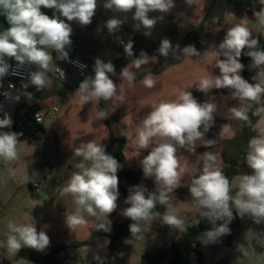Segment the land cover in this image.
Wrapping results in <instances>:
<instances>
[{"label":"clouds","instance_id":"1","mask_svg":"<svg viewBox=\"0 0 264 264\" xmlns=\"http://www.w3.org/2000/svg\"><path fill=\"white\" fill-rule=\"evenodd\" d=\"M197 0H185L189 6ZM261 5L259 11H254L256 22L264 27V0H256ZM103 8L116 14L132 12L133 28L139 31L145 29L144 35L150 36L158 20L163 15L150 17L149 13L168 14L175 7L174 0H104ZM42 8L54 10L53 15L42 12ZM98 8V0H0V15L5 17L9 27L0 31V87L7 76H21V69L35 66L28 72L27 83H21L24 95L32 98L27 92L29 86L36 91L44 90L52 81L50 64L54 62L53 52L57 60L69 61V52L73 29L70 22L81 26L92 23V18ZM134 10V11H133ZM58 14V15H57ZM127 16L113 15L105 22L109 34L119 31L126 23ZM192 23L197 24L195 20ZM128 57H134L133 41L123 44ZM177 49L167 38L162 39L157 49L159 56L167 58L170 54L177 59ZM247 49V51H244ZM184 57H197V63L209 64L214 61L219 69V75H209L196 82L198 91L210 92L212 89H228L231 99L238 101V106L228 109L230 115L238 121L247 123L253 128L255 135L247 144L244 163L251 170L250 174L235 177V185L224 174V163L220 153L212 151L217 139H206V134L215 126L217 104L206 100L197 101L189 91H181L169 101H161L141 120L136 132V144L140 149H148V154L140 160V167L145 179H152L154 191H149L143 184L129 189L125 203L130 206L123 210L122 215L129 218L131 238L125 243L144 239V228L154 220H160L163 225L178 232H186L185 221L177 215L175 190L182 186L181 180L186 174L188 165H181L180 149L196 156L192 163V172L187 187L194 206L199 210L201 219L211 224V229L200 234V242L204 245L214 244L223 236L229 235V225L239 216L249 217L255 224L264 223V49H261L258 38H253L252 31L244 23H236L228 28L222 42L211 45L201 54L193 45L182 50ZM251 58L255 75L251 77L254 83L243 78L241 72L245 65L240 62L241 56ZM14 59L15 68L8 62ZM157 56H149L141 51L138 57L120 70V80L134 84L137 72L141 66L154 63ZM75 63V62H73ZM57 74L63 78L64 73L55 65ZM94 75L86 77L75 93L79 96L81 106L91 102L98 104L101 100L122 102L120 93L123 83L117 86L109 74L117 75L111 61L105 62L96 58ZM142 84L153 88L156 79L149 70H145ZM14 85L9 84V88ZM15 100L20 96L16 95ZM114 107V108H115ZM112 109V111L114 110ZM111 111L99 109L95 120L107 119ZM251 117H255L253 123ZM11 118L5 114L0 119V129L11 128ZM227 131V125L221 126L219 136ZM19 135L13 131H0V164L11 167L20 160L18 145L22 143ZM78 138L75 136L73 139ZM200 146L208 149L197 154ZM74 157H79L74 165L79 171L72 173L67 185L62 187L61 195H69L75 205L71 214L65 217L66 225L73 230L88 223L87 217L96 220V229L111 231L109 215L117 208L119 198L118 170L122 165L117 159L106 152V145L89 141L81 143L74 150ZM23 181L29 177L22 174ZM163 207V213L157 211V206ZM234 212L236 216H234ZM219 222V223H217ZM5 239L0 240V247L5 248L9 256L15 257L22 247H29L42 252L50 245V238L45 231H37L34 223H18L9 221L6 225ZM251 231V230H249ZM261 234L256 239L260 242ZM238 251L249 255L248 248L238 245ZM100 264L103 260L94 257ZM17 264H28L21 259Z\"/></svg>","mask_w":264,"mask_h":264},{"label":"crops","instance_id":"2","mask_svg":"<svg viewBox=\"0 0 264 264\" xmlns=\"http://www.w3.org/2000/svg\"><path fill=\"white\" fill-rule=\"evenodd\" d=\"M103 2L104 0H98V8L95 12L94 17L92 18L94 20H92V23L90 25L81 26L75 21L70 22L73 29L72 35L70 37L72 44L67 50L69 52V58L77 55L90 62H95L96 58H100L105 62L111 61L114 65H120L117 69H115L117 75L113 76L109 74V76L114 81V83L117 84V86L123 83V87L121 88L120 93L118 91V94H120L122 98L126 99L128 96H140L142 93L147 94L148 92H155L158 89H161L162 86L164 88L163 90H165L164 94L165 92H167L166 80L172 78V73L169 72L170 70L161 72L157 71L159 65L158 57L156 62L154 63L143 65L141 66V69H133V71L137 72V77L134 84L131 86L127 81L123 82L122 80H120V70L127 65L131 66L132 59L138 57L141 51H152L153 53H150L148 55H155L154 52L159 48L160 42L163 39L164 35L169 31H174V28L176 27L181 28L182 31L186 32V34L198 33L204 36L206 31H211L213 28L219 26V23L216 22L217 20L213 16L214 13L221 8L222 0H197L196 4H193L191 6L187 5L185 3V0H174L175 7L171 10L170 13L161 14L156 12L157 14H159L158 16L163 15L164 18L162 20H158L154 28L151 30L150 36L144 35L145 29L143 28H141L139 31L134 30L132 12L120 15L117 14L120 17L127 16V21L124 26H122V29L126 41H133L134 57H128L124 52V48H118L109 44V38L111 34L108 33L106 27L103 28V25H105L107 19L111 18L113 14H111L109 10L103 8ZM228 2L236 3L235 0H227V3ZM245 8L246 10H253V8H249L248 6H246ZM193 20H195L197 24L192 23ZM221 26L225 27V25L220 24V27ZM7 27H9V25L6 22L5 17L0 15V31L6 29ZM230 27L231 26L228 24L225 28L228 30V28ZM104 38L108 41L109 46L115 49V53L113 56H105V51H101L98 49L100 43ZM94 47H96L97 49L95 50ZM199 52L203 54L205 50H200ZM52 55L54 57V62L50 64V77L52 82L42 91H36L34 86H29L26 90L27 92L32 93L31 100L40 104L41 110L38 113L43 115V121L40 124L45 127L43 137L49 130H51V128H53V130L57 132L61 116L64 114L67 107L76 96L75 93L79 87V84L86 77L94 75V73H91L87 75L83 80H79L78 76L72 70H69V80L67 82H61L55 77L53 68L55 67V65L66 63V61L57 60L55 58V52H53ZM197 59L198 58L195 56L185 57V62H183V65L184 63H187V75L184 79V85L177 87V90L179 91L177 96L183 90L191 92L193 97H196L198 102L201 101L203 96H206V99H208V101L215 102L217 104V108L219 106V103H217L216 101L217 98H227V102L233 100L231 99V94L228 92L224 93V96L219 97L218 95L222 93L218 94L217 92L216 94L215 90L218 89H212L207 93H203L197 90L196 82L200 78L209 75V73L212 75H219V69L215 67L214 61L209 64H199L196 62ZM10 61L11 60H9V63ZM250 65L251 59L247 64L248 72L255 73L256 70L250 68ZM190 69H193V72L196 73L195 76H193L192 74L189 75ZM34 70H36L35 66H32V71ZM145 70L151 71L157 81L156 85L151 89L146 88L141 82L143 76L147 74ZM7 78L8 76L3 78V86L4 81ZM21 83L22 82H16L17 95L19 91H25L21 88ZM23 83H27V81ZM2 87H0V89ZM169 94L171 100V90ZM194 94H196V96H194ZM107 102V110L111 111L110 115L108 116L110 127L105 124L104 120L103 122L107 126V128L111 129V119L112 117L113 119H115V116L116 119L117 117L121 116V108L123 107V104L122 102H117V106L115 107V104L112 101ZM78 104H80L79 99ZM86 104H84L83 106H86ZM26 107L27 106L25 104H21V101L18 100L15 113L18 111L24 112ZM113 108L114 110L112 111ZM99 109L100 102L98 105V110ZM49 118H53L52 124H48L46 126V120ZM11 120H13V117H11ZM227 127H229V124L227 125ZM0 131L13 130L11 128H3L0 129ZM251 131L254 132L252 127ZM237 134L238 132L233 137L227 139H224L218 134V136L216 137L220 139V143H217L213 150H217L216 152H219V149L221 148L220 146H223L222 144H225L226 141L228 142L233 140ZM20 136L21 135H19V140L22 142L18 145L21 153L20 160L16 165L11 167H5L3 164H0V240L5 239V233L7 232V223L9 221H15L18 223H34L38 232L45 231L49 236L50 245L42 252L36 251L29 247H22L15 257L9 256L6 249L0 247V264L5 261L8 262V264H17V261L21 259L27 261L28 264L36 262L37 260V264H45L44 259H47V257L41 259L40 255H42L43 252H49L57 249L58 247H62V249L54 256L58 264H100V262L94 258L96 256H99L103 260L104 264L105 260L108 257L109 246L112 238L100 236L96 238L94 244L84 245L81 247H75L72 246V244L85 242L89 238L83 240H74L72 238L64 239V233L60 227L61 224L59 222V205L55 201L57 193L55 191L51 193L47 188H43L39 180L40 175L45 176V174L50 171V169L47 171L48 167H53L49 162L51 152L47 150V146L43 142V137L37 142L29 143L28 141L21 139ZM112 137H114L113 134H111L109 142ZM56 141L58 144L56 153L61 157L60 139L57 137ZM234 146L235 144L232 143L230 147L231 151H233V155L231 156L232 158L235 155ZM54 152L55 151H53L52 153ZM224 153H226L225 150L221 154L223 162L225 159ZM48 154L49 157L47 156ZM244 165L245 163L243 160L241 166L244 167ZM241 166L237 168L235 175L232 177L231 182L233 183V185H235V177H238L242 174H250L251 172L250 171L248 173H245V171H243L242 173H240L239 169L241 168ZM22 174L28 175L29 180L27 182L23 181ZM33 183L38 184V189L32 186ZM175 196L177 198V215L185 221L187 226L197 224L196 221L198 220L197 215L199 210L193 204L190 205L186 201H183V199L178 197V195ZM159 212L163 213V211ZM191 212L193 216L189 217L188 214ZM234 216H236L235 212ZM151 224L152 225H149V229H154L155 234L154 236H150L147 242L149 243V249H155L152 250L155 252L167 248L171 241H173L172 237L176 238V236L180 233L167 225H163L158 219L154 220ZM210 225L211 224L207 222L208 228L210 227L208 230H210L212 227ZM229 227L231 229V233L229 235L221 237L216 243L210 244V247L207 248L208 251L214 249L215 254L224 247L229 246L231 250L222 258V260H224L227 258V256L236 252H240L238 251V245L243 244L246 248H248L249 253H254L258 260L263 261V263L261 262L257 264H264V223L255 224L249 217H244L243 219H241L239 216H236ZM258 233L262 235L259 243L256 239ZM130 238L131 234H129L128 237H124L120 240L119 246L117 247L114 255L111 258L112 263L115 261V264H140L141 255L143 253H140L138 256L134 255V258L131 259L130 257L126 258V251H121L124 250L123 246L124 248H126L127 243H125V241ZM200 250L202 252V259H204L206 251L203 246L200 247ZM47 263L50 264L49 262ZM162 264L168 263L165 261ZM198 264L204 263L198 262Z\"/></svg>","mask_w":264,"mask_h":264},{"label":"rangeland","instance_id":"3","mask_svg":"<svg viewBox=\"0 0 264 264\" xmlns=\"http://www.w3.org/2000/svg\"><path fill=\"white\" fill-rule=\"evenodd\" d=\"M234 2H228L227 0H222L221 2V8L214 13V18L217 20L216 22L219 23V26L213 28L211 31H206L204 38L205 40L202 41L204 45L210 48L211 45H218L219 43L213 42L214 40H220L222 41L225 36L226 26L229 24L230 26H233L236 23H244L246 24L250 30L252 31L253 38H258L259 42L264 40V27H261L255 19L254 11H259L261 8V5H259L256 0H235ZM246 6L249 8H253L252 14L246 12ZM111 14L117 15L116 13H113L110 11ZM120 15V14H119ZM159 14L156 12L149 13L150 17H158ZM94 20V19H92ZM242 20V21H240ZM102 23V22H101ZM220 24L225 25V27H220ZM124 26V25H123ZM105 25H103V28ZM182 31L181 28H174V31H169L166 33L163 37V39L167 38L171 41L173 47L175 48L177 45H179V49H177V55L182 54L181 46V40L185 36L186 32ZM194 44V43H193ZM95 50L97 49L94 47ZM208 48V49H209ZM99 50L105 51L104 55H111L113 56L115 53V49L109 46L108 41L104 38L103 41L100 43V46L98 48ZM206 49L205 51H207ZM170 56H175L171 55ZM185 60V57H182V60H180L177 64L169 65L168 67L164 68L162 71L170 70L169 72L172 73V78L166 80V86H167V92L163 90V86L161 89H158L155 92H148L147 94L142 93L140 96H128L126 99L123 98L122 104L123 107L121 108V116L114 117L115 119H111L112 127L111 129L107 128V126L104 124L103 120H95L96 112L98 111V104L88 102L86 106H81L78 104L79 96L76 95L69 106L67 107L64 114L61 116L60 122L58 124L57 132L51 128L47 132V134L43 137V142L47 146V150L51 152L49 162L51 163V166L48 167L47 171L50 169L48 173L45 174V176H39V180L42 184L43 188H47L51 193L56 192V198L55 201L59 205V217H60V227L63 231V237L64 239L72 238L74 240H83L91 237V234L96 229V220L93 217H87L88 223L83 226H78L71 230L65 222V217L67 214H71L74 209L75 205L72 201V197L69 195H61V190L63 186L67 185L68 179H70L71 175L75 171H79L74 167L75 163L79 161V157H74V150L76 147H79L81 143H87L89 141H95L96 143H102L106 145V147L109 145V139L111 137V134L113 136H116L118 133L124 134V136L127 138V145L124 150V159L122 161H118L122 167L118 170V178H119V198L117 200V208L109 215L108 219L111 221V224L114 222L124 220L126 219L125 216L122 215L123 210L127 207H129V204L125 203V200L127 196L129 195V189L133 186L132 183L124 176V172L126 170H133L139 175V184H143L148 188L149 191H154V184L152 179H145L143 177V173L140 167V160L143 159L144 156L148 154V151H150V147L148 149H140L136 144V132L137 128L141 124V120L143 117L152 110L157 104L161 101H169L170 100V90L172 91V99H175L178 94L177 87L184 85V79L186 74V67L187 63L183 62ZM255 71V70H253ZM195 76L196 73L193 72V69H190L189 75ZM254 75L255 73L252 72ZM227 90V91H226ZM222 93L218 95L219 97L224 96V93H230L228 89H218L215 90V93L217 94ZM196 98V97H194ZM206 96H203L201 99V103L205 102ZM227 98H217L216 101L219 103L217 113L215 115V126L206 134V139H218L216 136L220 134L219 125L220 120L224 121H236L235 118H233L230 113L228 112V109L233 106H238V101L231 100L226 101ZM53 118H49L46 120V126L48 124H52ZM253 119H256L255 117ZM255 122V121H254ZM227 131L224 132L222 137L224 139L233 137L238 132V127L236 125H230L227 127ZM75 136L78 138L73 139ZM57 137L60 139V147H61V157L56 153L57 149ZM227 142V141H226ZM222 144L224 146H220V151L218 153L222 154L224 150L226 153L225 159H224V167L229 164V162L232 160L233 151H231V142ZM220 143V142H219ZM224 143V142H222ZM208 149L204 148L203 146H200L196 149L197 154L203 153ZM212 151H215L213 149H210ZM55 151L54 153H52ZM217 151V150H216ZM229 151V152H228ZM182 153V154H181ZM178 155H180V163L181 165L187 164V171L186 174L183 176L181 180L182 186H187V183L189 182V177L192 172V163L195 162L196 156L188 153L184 149H180L178 151ZM49 157V154L47 155ZM48 159V158H47ZM53 168V169H52ZM245 171V173L250 172L251 170L247 168L246 164L241 166L239 169V172L242 173ZM183 201H186L190 205L193 204L191 199H187V197L183 195H178ZM194 205V204H193ZM189 217H192V212L188 214ZM198 219V218H197ZM152 225V224H151ZM211 226V225H210ZM150 226H146L144 228V239L142 241H133L132 244H126V248L121 251H126L125 255L126 258L130 257L131 259L134 258L133 256H138L140 253H149V252H155L152 250L155 249H149L148 247V239L150 236H154L155 230L149 229ZM210 228V227H209ZM208 228V229H209ZM174 236V235H173ZM176 236V235H175ZM173 240L175 237H172ZM206 251V255L204 259H202V262L204 264H257V263H263V261L258 260L256 258L254 253H249V255L245 256L242 252H236L229 256H227L226 259L222 260L219 263H214L215 254L214 249H211L208 251L207 248L210 247L209 245L202 244ZM201 246V247H202ZM165 248V247H164ZM112 257H107L108 264H115V261L112 263L111 261ZM125 258V259H126ZM129 258V259H130ZM105 260V261H106Z\"/></svg>","mask_w":264,"mask_h":264},{"label":"trees","instance_id":"4","mask_svg":"<svg viewBox=\"0 0 264 264\" xmlns=\"http://www.w3.org/2000/svg\"><path fill=\"white\" fill-rule=\"evenodd\" d=\"M42 12L49 15L50 17L53 15L54 10L52 9H41ZM246 12L252 14L251 10H246ZM58 15V14H57ZM227 30V29H226ZM227 32V31H225ZM226 34V33H225ZM204 36L195 33H187L181 42V48H184L188 45H193L198 51L200 50H206L209 47L204 45L202 43L203 40H205ZM213 42L220 43L222 41L220 40H214ZM194 43V44H193ZM260 47L261 49H264V40L260 41ZM244 51H247L245 49ZM147 54L153 53L152 51H145ZM154 54L158 57L159 65L157 68L158 72H161L164 68L168 67L169 65L177 64L180 60H182V54L179 59L176 58V56H168L167 58L163 56H159L157 50L154 52ZM250 57H247L242 54L240 58V62L245 65L244 70L241 72V75L243 78L248 80L250 83H254L251 79L252 76H254L252 73L248 72L247 64L250 60ZM11 60V59H9ZM8 60V62H9ZM115 69H117L120 65H114ZM196 96V94H194ZM108 102L107 101H100V109L107 110ZM41 110L40 104L32 101L27 105L24 112H16L13 116L12 120V126L11 129L15 132L20 133V138L23 140L28 141L29 143H34L39 141L45 132V127L37 123L35 120V115ZM254 117H251L252 121L254 122ZM105 124L110 127L109 118L103 119ZM220 125L218 129H221V126L226 124L236 125L238 127V134L235 136V138L231 141H228L227 143L235 144V155L232 158V160L229 162L227 166L223 168L224 174L229 178V180H232V177L235 175L237 168L242 165L244 156L247 151V144L248 141L251 139L253 135H255L254 132L251 131V126H249L247 123L242 121H224L220 120ZM213 130V129H212ZM220 140H217V143H219ZM127 139L124 135L118 134L111 138L109 145L106 147V152L108 154L113 155L117 161H122L124 159V149L126 147ZM124 176L132 183L133 186L138 185L139 183V175L134 172L133 170H126L124 172ZM175 195H184L188 199H191L190 193L187 186H180L175 190ZM157 211H164L163 207L157 206ZM197 218L199 219V216L197 215ZM132 223V221L129 218H126L121 221L114 222L111 224V231L110 232H104L102 230H94L91 234V237L82 243H74L72 246L75 247H81L84 245H91L94 244L96 238L100 236H105L112 238V241L109 246V253L108 257H112L115 253V250L119 246L120 240L124 237H128L130 234L129 231V225ZM208 230L207 222L204 219H201L199 224L195 225H189L187 226L186 232H180L176 238L171 241L169 246L165 249H161L158 252H149L144 253L141 255V262L140 264H162L163 262H167L168 264H190L194 259H196L199 262H202V252L200 250V247L202 246V243L200 242V234H202L204 231ZM62 249V247H58L55 250L49 251V252H43L42 255H40V258H46L44 259V263L48 264H58L55 260V255ZM38 260L36 262H33L31 264H37ZM2 264H8V262H3ZM104 264H108L107 260L104 262Z\"/></svg>","mask_w":264,"mask_h":264},{"label":"built area","instance_id":"5","mask_svg":"<svg viewBox=\"0 0 264 264\" xmlns=\"http://www.w3.org/2000/svg\"><path fill=\"white\" fill-rule=\"evenodd\" d=\"M124 43H127V41L122 28L116 33L111 34L109 38V44L118 48H124ZM10 64L13 66V68H15L16 62L14 59H11ZM56 66L64 73L63 78H60L59 74H57L56 72L55 67L53 68L55 77L61 82H67L69 80V70H72L78 76L79 80H83L87 75L94 73V62H90L77 55L70 57L69 61H66V63ZM29 71H32V66H26L24 69H21L22 77L8 76V78L4 81V86L0 89V119H3L5 114H7L10 118L15 114L17 108V100L14 99V97L17 95L16 82L27 81ZM9 84L14 85V87L9 88ZM35 120L37 123H42L43 115L37 113L35 115ZM32 186L36 189H38L39 187L36 183H33ZM198 262L199 261L194 259L190 264H198Z\"/></svg>","mask_w":264,"mask_h":264},{"label":"water","instance_id":"6","mask_svg":"<svg viewBox=\"0 0 264 264\" xmlns=\"http://www.w3.org/2000/svg\"><path fill=\"white\" fill-rule=\"evenodd\" d=\"M18 95L20 96L19 101H21V104H25L26 106L31 102V99H27L26 96L24 95V92L19 91ZM42 196V194H41ZM231 250V248L229 246L224 247L223 249L219 250L216 253L215 259H214V263H218L222 260V258L228 254V252Z\"/></svg>","mask_w":264,"mask_h":264}]
</instances>
